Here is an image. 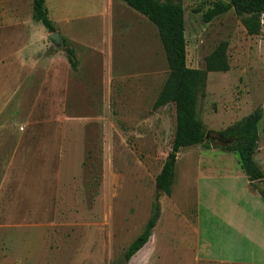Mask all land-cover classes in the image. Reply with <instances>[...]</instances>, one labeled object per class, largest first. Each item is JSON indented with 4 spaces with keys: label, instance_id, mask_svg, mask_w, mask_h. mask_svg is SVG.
I'll use <instances>...</instances> for the list:
<instances>
[{
    "label": "rangeland",
    "instance_id": "rangeland-1",
    "mask_svg": "<svg viewBox=\"0 0 264 264\" xmlns=\"http://www.w3.org/2000/svg\"><path fill=\"white\" fill-rule=\"evenodd\" d=\"M179 1L188 67L204 70L228 42L231 69L209 73L198 93L207 145L181 150L167 196L156 178L176 111L154 108L169 74L157 28L121 0H46L57 46L32 20L33 0H0V264H213L199 259L192 231L198 163L232 146L220 134L261 109L262 164L264 16L249 36L233 11L204 21L214 0ZM156 201L157 231L126 263Z\"/></svg>",
    "mask_w": 264,
    "mask_h": 264
},
{
    "label": "trees",
    "instance_id": "trees-1",
    "mask_svg": "<svg viewBox=\"0 0 264 264\" xmlns=\"http://www.w3.org/2000/svg\"><path fill=\"white\" fill-rule=\"evenodd\" d=\"M133 10L146 17L158 30L166 54L169 74L163 89L154 105L160 109L174 105L176 111V130L171 152L169 153L156 184L167 196L172 194V186L178 155L185 148L206 146V130L197 113L198 93L206 88L209 73L230 71L227 55L228 42H221L215 51L205 60V69H192L187 65V38L185 10L176 0H121ZM233 11L241 19L249 36H259L262 32L264 0H214L203 14L206 23ZM32 20L41 23L49 33L57 32L54 23L48 17L46 0H33ZM66 48L67 60L73 69L78 70V60L74 49ZM263 111L256 110L244 122L222 132L223 138L233 139L232 146L224 152L235 153L239 157L242 169L251 182L264 179V172L255 162L259 150V124ZM264 198V191H259ZM160 204L153 206L144 231L131 243L124 255V261L130 262L150 241L153 229L160 218Z\"/></svg>",
    "mask_w": 264,
    "mask_h": 264
},
{
    "label": "crops",
    "instance_id": "crops-1",
    "mask_svg": "<svg viewBox=\"0 0 264 264\" xmlns=\"http://www.w3.org/2000/svg\"><path fill=\"white\" fill-rule=\"evenodd\" d=\"M260 161L261 165L256 163L264 172V154ZM197 177L192 231L199 259L213 264H264V198L259 193L264 191V179L251 182L238 155L230 152L204 153Z\"/></svg>",
    "mask_w": 264,
    "mask_h": 264
},
{
    "label": "water",
    "instance_id": "water-1",
    "mask_svg": "<svg viewBox=\"0 0 264 264\" xmlns=\"http://www.w3.org/2000/svg\"><path fill=\"white\" fill-rule=\"evenodd\" d=\"M49 39L57 46L62 45V38L58 32L50 34Z\"/></svg>",
    "mask_w": 264,
    "mask_h": 264
}]
</instances>
